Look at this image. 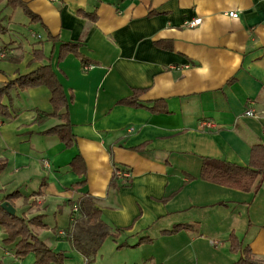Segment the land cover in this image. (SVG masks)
Returning <instances> with one entry per match:
<instances>
[{"label":"crops","instance_id":"1","mask_svg":"<svg viewBox=\"0 0 264 264\" xmlns=\"http://www.w3.org/2000/svg\"><path fill=\"white\" fill-rule=\"evenodd\" d=\"M24 1L36 20L0 3V86L50 64L71 97L75 142L42 133L60 122L40 117L52 111L47 87L11 89L2 101L14 117L0 116V197L18 190L16 213L43 215L46 226L33 231L65 254L62 264H85L67 238L83 194L122 230L96 257L109 249L112 259L94 264H232L231 232L264 262V177L248 191L198 177L204 157L247 165L251 146H264V0ZM195 17L199 25H184ZM61 41L78 42L80 54L59 59ZM35 49L45 57L34 60ZM133 89L144 104L163 99L167 112L116 104ZM75 155L83 175L69 169ZM114 166L130 173L128 185L110 183ZM177 224L188 228L163 232ZM0 234V264L32 263Z\"/></svg>","mask_w":264,"mask_h":264},{"label":"trees","instance_id":"2","mask_svg":"<svg viewBox=\"0 0 264 264\" xmlns=\"http://www.w3.org/2000/svg\"><path fill=\"white\" fill-rule=\"evenodd\" d=\"M2 2L12 8H21L32 21L37 19V16L28 9L24 0H0V3ZM86 15L95 19L94 15ZM6 31L7 28L1 23L0 19V33ZM78 49V42L61 41L58 49V58H63L67 53L78 55L80 54ZM44 57L42 50H33L34 60H40ZM81 61L85 62V59L82 58ZM39 85H44L48 88L50 92V103L52 105V111L49 113L41 112L40 117L45 118L51 116L60 120L58 124L45 129L42 133L57 136L64 143L65 147H71L75 142V138L71 132L69 113L71 97L65 94L63 86L50 64H41L27 73L17 75L0 86V116L8 118L14 117L13 112H10L11 100L8 99V103L2 101V98L7 97L11 89L21 90ZM141 93L142 90L133 89L129 96L118 99L116 104L146 107V109L152 112H167L163 99H156L148 104H144L139 100ZM68 166L71 171L79 175H83L86 172L84 160L80 155H75L68 163ZM5 167V161H0V173ZM114 167L110 183H116L117 180L122 186L128 185L130 178L118 177L116 170L120 168L118 166ZM198 177L205 181L242 191L250 190L254 183L257 187L264 177V146L258 143L251 146L247 165L204 157L201 160ZM81 183H84V181ZM19 197L20 192L18 190H14L0 197V227L3 228L5 234L2 239L3 243L5 245H13V255L17 258H24L31 253L33 255L31 264H62L66 258L65 254L61 251L56 252L51 249L33 231V227L46 226L43 215L26 218L17 213L9 214L1 207V202L3 201H7L14 206V201ZM76 206L79 217H75L72 229L67 233V238L73 249L83 255L85 264H91L98 256L104 240L107 237L116 240L117 235L122 230L111 227L103 217L99 207H97L95 198L91 195L83 194L80 196L76 200ZM72 215H75V213L72 212ZM186 228H188V224H177L163 232L174 233ZM228 240L230 250L239 252L238 259L232 264H264V262L254 257L249 245L244 244L233 232L229 234ZM142 241L143 239L141 238L140 242ZM120 246L117 245L116 247L119 248Z\"/></svg>","mask_w":264,"mask_h":264},{"label":"built area","instance_id":"3","mask_svg":"<svg viewBox=\"0 0 264 264\" xmlns=\"http://www.w3.org/2000/svg\"><path fill=\"white\" fill-rule=\"evenodd\" d=\"M227 15L232 17V18L238 17V13L235 12V11H229L227 13ZM200 23H201V18L200 17H195V18H193L191 20L184 21V25L190 26V27L197 26ZM0 56H4V52H1ZM245 114L252 115V116L255 115V113L253 111H251V110L246 111ZM44 163L47 164V162H44ZM116 175L119 176V177H122V178H129L130 177V173L127 170H121V169H117L116 170ZM71 210H72L73 213H76L77 212V206L73 205Z\"/></svg>","mask_w":264,"mask_h":264},{"label":"water","instance_id":"4","mask_svg":"<svg viewBox=\"0 0 264 264\" xmlns=\"http://www.w3.org/2000/svg\"><path fill=\"white\" fill-rule=\"evenodd\" d=\"M1 207L4 208L9 214H15V207L12 206L9 202L3 201L1 202Z\"/></svg>","mask_w":264,"mask_h":264},{"label":"rangeland","instance_id":"5","mask_svg":"<svg viewBox=\"0 0 264 264\" xmlns=\"http://www.w3.org/2000/svg\"><path fill=\"white\" fill-rule=\"evenodd\" d=\"M24 38H27V37H24ZM35 43H36V41H35ZM40 215H42V214H38V215H35V216H40ZM0 237H1V234H0ZM105 248H106V247H105ZM106 249H107V248H106ZM106 253H107V254H105L104 260L100 259V262H99V261H97V260L95 259L91 264H94L95 261H97V263H102V262H108L109 260H111L112 258H109V256L112 255L111 252H110V250L107 249ZM97 258H98V257H97Z\"/></svg>","mask_w":264,"mask_h":264}]
</instances>
